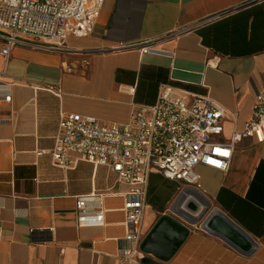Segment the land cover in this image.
<instances>
[{"label": "crops", "instance_id": "obj_1", "mask_svg": "<svg viewBox=\"0 0 264 264\" xmlns=\"http://www.w3.org/2000/svg\"><path fill=\"white\" fill-rule=\"evenodd\" d=\"M184 27L190 29L180 33ZM146 41L157 51L134 47ZM3 45L0 38V73L12 101L0 102V264H130L120 257L130 245L122 210L129 187L105 166L53 165L62 115L127 123L133 105H153L161 85L170 84L220 103L227 115L219 138L229 139L244 128L263 86L264 0H105L93 32L70 35L63 48L17 45L5 60ZM196 170L197 186L150 173L144 239L163 217L188 234L171 257L143 250L144 259L264 264V141L238 142L227 172ZM95 192L103 193L105 224L80 227L77 198ZM195 206L206 208L200 220ZM214 209L252 238L253 252L238 250L221 229L204 227ZM162 229L159 244L168 240Z\"/></svg>", "mask_w": 264, "mask_h": 264}, {"label": "built area", "instance_id": "obj_2", "mask_svg": "<svg viewBox=\"0 0 264 264\" xmlns=\"http://www.w3.org/2000/svg\"><path fill=\"white\" fill-rule=\"evenodd\" d=\"M104 1L0 0V38L4 40L1 54L7 60L17 45L58 50L65 46L70 35H89L95 28ZM188 29L190 27H184L180 33ZM174 34L177 33L166 37ZM152 42L134 47L143 53L157 51ZM2 77L3 73H0V102H11L10 85ZM129 90L134 92L135 87ZM56 92L60 93V90ZM226 115L227 110L209 97L162 84L157 101L153 105H133L127 123L64 113L51 151L52 162L62 168H75L80 161L105 166L116 174L118 182L128 185L129 189L123 192L125 204L122 210L126 215L125 240L130 245L120 249V257L123 262L143 264L141 222L150 173L158 170L168 179L197 186L198 165L229 171L238 142L249 136L264 141V81L244 128L222 140L219 137L224 132ZM43 152L40 150L37 154ZM102 194L95 192L77 198L78 226L105 224Z\"/></svg>", "mask_w": 264, "mask_h": 264}, {"label": "water", "instance_id": "obj_3", "mask_svg": "<svg viewBox=\"0 0 264 264\" xmlns=\"http://www.w3.org/2000/svg\"><path fill=\"white\" fill-rule=\"evenodd\" d=\"M197 220H200V216L206 212L204 206L196 207L193 209ZM215 217H212L204 221V227H209L210 229L218 230L228 233L230 241L232 244L240 251L247 252L250 254L254 249H251L252 238L245 233L239 226H237L229 217H227L222 211L214 209ZM227 221V222H226ZM165 227L167 241L159 244L156 242L157 233L162 228ZM236 230V231H234ZM188 234V229L178 222L170 219L169 217H163L159 223L156 225L154 230L144 239L141 248L147 252H155L157 255L161 256L163 259H167L173 255V253L178 249L183 240ZM150 264H157L149 259H144Z\"/></svg>", "mask_w": 264, "mask_h": 264}]
</instances>
